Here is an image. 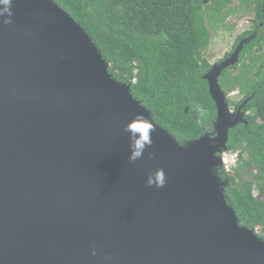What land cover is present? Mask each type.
Wrapping results in <instances>:
<instances>
[{"label":"water","instance_id":"1","mask_svg":"<svg viewBox=\"0 0 264 264\" xmlns=\"http://www.w3.org/2000/svg\"><path fill=\"white\" fill-rule=\"evenodd\" d=\"M11 11L0 16V264H264V239L219 172L231 129L248 123L219 78L250 39L204 76L214 131L180 143L54 0ZM139 120L151 145L130 163ZM159 170L163 187H149Z\"/></svg>","mask_w":264,"mask_h":264},{"label":"trees","instance_id":"2","mask_svg":"<svg viewBox=\"0 0 264 264\" xmlns=\"http://www.w3.org/2000/svg\"><path fill=\"white\" fill-rule=\"evenodd\" d=\"M91 36L122 83L147 107L157 124L180 143L212 132L215 103L204 79L211 65L203 57L209 32L202 14L223 0H54ZM256 13L253 28L240 35V64L223 72L226 92L239 90L250 112L230 131L229 148L239 151L238 166L220 172L230 184L225 195L241 223L264 239V0H240ZM244 39V40H243ZM229 57V55H228ZM238 72L231 75V70Z\"/></svg>","mask_w":264,"mask_h":264},{"label":"rangeland","instance_id":"3","mask_svg":"<svg viewBox=\"0 0 264 264\" xmlns=\"http://www.w3.org/2000/svg\"><path fill=\"white\" fill-rule=\"evenodd\" d=\"M209 12L205 10L202 14L209 32L208 46L202 53L211 63H218L231 53L237 38L253 28L255 12L253 8H241L240 0H223L219 5H210ZM232 95L241 99L236 92Z\"/></svg>","mask_w":264,"mask_h":264},{"label":"clouds","instance_id":"4","mask_svg":"<svg viewBox=\"0 0 264 264\" xmlns=\"http://www.w3.org/2000/svg\"><path fill=\"white\" fill-rule=\"evenodd\" d=\"M0 5L3 6V8L0 9V16H3L5 13H7L9 17L13 15L11 11L12 0H0ZM4 22L11 23V19H6ZM151 130V124L147 120L133 121L132 124L129 125L127 131H131L134 134L139 133L135 138L134 144H131L132 154L129 157L130 163H134L137 158L142 156L146 145H151ZM147 185L149 187L153 185L156 187H163L162 170H159L155 174V178L150 177ZM93 255H95V251H93Z\"/></svg>","mask_w":264,"mask_h":264},{"label":"flooded vegetation","instance_id":"5","mask_svg":"<svg viewBox=\"0 0 264 264\" xmlns=\"http://www.w3.org/2000/svg\"><path fill=\"white\" fill-rule=\"evenodd\" d=\"M255 15H256V13H255ZM255 15H254V17H255ZM253 25H254V20H253ZM244 40V39H243ZM243 42V41H242ZM242 42H240L239 43V45L242 43ZM236 43V42H235ZM238 45V46H239ZM238 46L236 47V49L233 51V49H232V51H231V53H229V54H226L225 56H224V58L223 59H221L220 61H218V63H211L208 59V61H209V63H210V65H211V68H210V70L206 73V74H208L212 69H213V67L215 66V65H221L222 63H224L226 60H228L233 54H234V52L237 50V48H238ZM233 48H234V46H233ZM260 51H262V53L264 52V49H261V50H259L258 49V51L256 52L257 54H260ZM242 52V51H241ZM228 55H229V57H228ZM240 55H241V53H240ZM240 55H239V59H238V62L234 65V66H231V67H229V68H227V69H225L224 71H226V70H228V69H230V68H233V67H235L236 65H239L240 64ZM204 57V56H203ZM205 58V57H204ZM206 59V58H205ZM258 66L259 67H263L264 68V57L262 58V61H261V63H259L258 64ZM223 71V72H224ZM223 72H222V74H223ZM238 72V70H235V69H232L231 70V75H235L236 73ZM205 74V75H206ZM222 76V75H221ZM209 84V83H208ZM221 86V85H220ZM222 88V87H221ZM222 90L225 92V94H226V96H227V99H228V103H229V108H230V110H231V112L233 113V114H235V113H237V111L239 110V108L244 104V103H246L247 102V100L245 101V102H243V103H241V104H239L238 105V102H240L241 100H242V98H243V96L240 94V92H239V90L237 89V90H235L234 92H226L223 88H222ZM237 93V95H239L240 97H241V99L240 100H237L235 97H233V93ZM215 103V102H214ZM215 106H216V103H215ZM245 108V107H244ZM244 110V109H243ZM216 111H217V108H216ZM244 114H245V118L247 117V115H249L250 114V112H244V111H242ZM216 120H217V118H216ZM216 122V121H215ZM213 129H214V126H213ZM214 130H212V132H213ZM208 133H210V132H208ZM228 147H229V145H228ZM239 154H240V152L239 151H231V149L229 148V150H228V152L224 155V158H225V164L220 168V171L221 172H226V173H231L232 171H233V169L235 168V167H237L238 166V161H239Z\"/></svg>","mask_w":264,"mask_h":264}]
</instances>
